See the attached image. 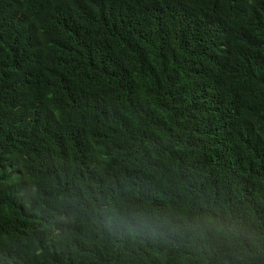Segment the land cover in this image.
Listing matches in <instances>:
<instances>
[{"label":"trees","instance_id":"1","mask_svg":"<svg viewBox=\"0 0 264 264\" xmlns=\"http://www.w3.org/2000/svg\"><path fill=\"white\" fill-rule=\"evenodd\" d=\"M0 264H264V0H0Z\"/></svg>","mask_w":264,"mask_h":264},{"label":"clouds","instance_id":"2","mask_svg":"<svg viewBox=\"0 0 264 264\" xmlns=\"http://www.w3.org/2000/svg\"><path fill=\"white\" fill-rule=\"evenodd\" d=\"M114 215L130 231L153 236H163L176 226V222L172 218L147 208H128L123 212L114 213Z\"/></svg>","mask_w":264,"mask_h":264}]
</instances>
